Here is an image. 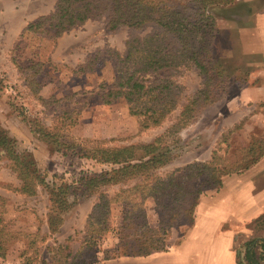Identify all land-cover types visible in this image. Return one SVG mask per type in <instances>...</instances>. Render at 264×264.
I'll list each match as a JSON object with an SVG mask.
<instances>
[{
    "label": "rangeland",
    "instance_id": "obj_1",
    "mask_svg": "<svg viewBox=\"0 0 264 264\" xmlns=\"http://www.w3.org/2000/svg\"><path fill=\"white\" fill-rule=\"evenodd\" d=\"M55 2L0 0V129L15 139L16 148L34 160L49 183H68L82 174H99L112 168L84 155L98 144L120 147L147 144L162 137L165 147L168 146L169 162L157 169L161 176L188 163L213 161L210 176L220 174L221 185L211 177L206 178L207 185L195 207L193 221L180 218L170 230L166 251L178 246L195 230L197 214L200 215L198 227L202 229L203 215L219 214L222 205L230 208L240 192L238 188L245 186L240 174L253 166V207L247 215H238L235 222L229 219L221 225L222 230L236 231V263L247 264L245 243L264 237V154L249 168L231 173L225 170L241 158V149L253 138L264 136V94L259 89L264 79H245L244 71L248 75L249 72L239 64L242 58L248 57L241 52L242 28L248 35L252 14L253 24L264 22L259 15L264 12V0H236L234 7L232 4L211 9L216 31L206 56L221 64L226 75L237 76L230 79L228 88L216 101L199 108L193 120L179 131L172 126L180 105L160 125L142 129L140 120L129 114L122 97L104 103L98 94L101 84L112 82L116 74L130 28L121 26L110 31L105 18H98L60 37H53L50 31L22 32L29 21L49 13ZM169 2L172 14L167 20L172 34H187L196 48L199 37L193 21L185 17L191 13L193 0ZM151 27L146 26L137 34L143 36ZM259 36L263 39L262 33L254 36L257 43ZM31 65L34 68L18 69ZM35 71L39 84L37 94L27 80ZM165 75L181 86V104L192 99L201 83L200 75L193 68L161 74ZM66 111L71 117H62ZM133 182L101 189L112 196L120 187L127 188ZM19 186L20 180L5 158L0 157V195L5 199V225L12 234L5 254L0 255V264H42V260L51 262L54 255L58 257L59 244H68L63 252H69L70 256L85 246L86 217L96 202L94 196L78 200L64 214L59 231L50 233L46 222L50 208L47 193L39 188L35 195L25 196L16 190ZM132 199L138 201L139 194L134 193ZM123 205L122 202L110 205L108 230L88 248L87 264H114L127 256L128 249L117 238ZM143 206L149 225L157 226L160 215L152 199L147 198ZM232 212L237 214L238 210ZM134 232L141 234L139 230ZM259 252L260 248L256 247L257 255Z\"/></svg>",
    "mask_w": 264,
    "mask_h": 264
},
{
    "label": "trees",
    "instance_id": "obj_2",
    "mask_svg": "<svg viewBox=\"0 0 264 264\" xmlns=\"http://www.w3.org/2000/svg\"><path fill=\"white\" fill-rule=\"evenodd\" d=\"M236 0H193L191 19L198 35L196 48L191 45L187 34H172L167 16L172 14L169 0H56L53 9L23 28V33L50 31L53 37H60L88 20L105 18L106 27L113 31L121 26L131 29L125 43V52L118 59L116 74L112 82L101 84L98 92L104 103L122 97L128 112L140 120L141 128L160 125L179 105L180 112L172 128L177 131L187 126L203 105L212 103L225 92L230 79L236 76L225 74V68L212 58H207L216 31L213 7L235 5ZM146 26L151 30L143 36L137 34ZM34 68L33 65L18 67ZM195 69L201 78L199 88L191 100L181 104L182 88L167 75L179 69ZM35 71L27 77L33 93L38 92ZM244 78L249 75L244 71ZM229 82V83H228ZM62 117L69 118L71 113ZM62 121H65L64 118ZM43 135H47L44 131ZM163 138L147 144H131L120 147L96 145L86 150L89 158L112 165L99 174H82L70 182L49 183L46 176L24 152L16 148L15 139L0 129V157L5 158L10 169L20 180L16 189L25 196H32L39 188L48 195L50 208L47 214V228L56 233L63 224L64 214L80 199L94 196L96 202L85 223V246L75 255L64 254L68 244H59L57 256L51 262L42 264H87V251L99 237L108 230V213L113 203H124L118 230L120 245L128 249L127 255L146 256L166 251L169 247L171 228L180 218L193 221V213L200 195L206 187V178L211 177V162H192L161 176L157 169L169 162ZM165 150V151H163ZM264 154V136L253 138L241 149V158L231 162L227 173L249 168ZM220 174L211 177L221 185ZM203 177H205L203 179ZM203 179V180H202ZM134 180L131 186L120 187L112 196L102 187L125 184ZM134 193L139 200L132 199ZM151 198L160 215L157 226L151 227L143 204ZM5 199L0 195V255L7 250L12 234L4 220ZM264 220V216H263ZM139 230L141 234H135ZM137 236V237H136ZM136 237V238H135ZM256 247L260 248L257 255ZM244 259L247 264H261L264 259V237L253 238L245 243ZM68 256L71 257L68 259ZM35 257V256H34ZM36 258V257H35ZM34 258V259H35Z\"/></svg>",
    "mask_w": 264,
    "mask_h": 264
},
{
    "label": "crops",
    "instance_id": "obj_3",
    "mask_svg": "<svg viewBox=\"0 0 264 264\" xmlns=\"http://www.w3.org/2000/svg\"><path fill=\"white\" fill-rule=\"evenodd\" d=\"M264 18V12L259 14ZM250 32L242 28L240 47L243 55L239 63L249 72V78L264 79V22L253 24V14L250 23ZM262 33L263 39L257 43L254 36ZM258 37V39H259ZM253 40L255 45H253ZM257 55V56H255ZM255 56V58H253ZM260 92L264 94V85L259 87ZM239 177L245 181V186L239 187L238 196L233 205L228 208L222 205L221 212L214 214L209 212L207 216L203 215V227H198L200 215L197 214L195 230L189 234L170 251L152 253L146 256L127 255L114 264H237L235 251V230H222L223 221H236L238 215H247L250 208L253 207V166L245 170ZM238 210L233 214V209ZM204 212V211H203ZM249 218L245 219L248 220ZM241 220V219H237ZM234 229V228H233Z\"/></svg>",
    "mask_w": 264,
    "mask_h": 264
}]
</instances>
